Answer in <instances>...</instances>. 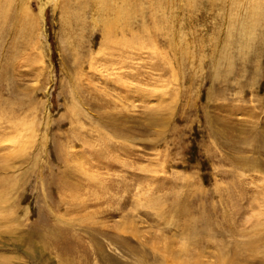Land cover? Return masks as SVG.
I'll list each match as a JSON object with an SVG mask.
<instances>
[{"label": "rangeland", "instance_id": "374dc122", "mask_svg": "<svg viewBox=\"0 0 264 264\" xmlns=\"http://www.w3.org/2000/svg\"><path fill=\"white\" fill-rule=\"evenodd\" d=\"M0 264H264V0H0Z\"/></svg>", "mask_w": 264, "mask_h": 264}]
</instances>
